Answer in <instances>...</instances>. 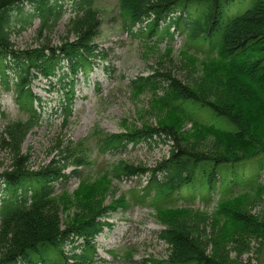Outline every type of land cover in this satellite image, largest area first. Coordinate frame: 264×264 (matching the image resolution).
Here are the masks:
<instances>
[{
	"label": "trees",
	"instance_id": "obj_1",
	"mask_svg": "<svg viewBox=\"0 0 264 264\" xmlns=\"http://www.w3.org/2000/svg\"><path fill=\"white\" fill-rule=\"evenodd\" d=\"M26 1L0 0V74L5 77L6 90L11 88L8 76L13 75L16 103L28 115L25 122L9 123L4 130L16 158L11 169L0 173L4 187L0 264H93L96 238L108 226L105 220L115 208L99 206L88 212L89 217L62 223L55 190L68 178L79 176L78 167L86 163L85 158L75 157L74 148H68L59 160L33 170L17 155V148L43 119V100L34 93L33 83L42 79L63 93L59 112L67 123L76 81L87 75L96 61L106 58L95 44L100 26L97 0H73L79 7L76 40L19 50L11 40L14 23L25 25L39 19L42 36L56 25L63 9L41 0ZM243 1L120 0L129 32L160 42L172 39L174 29L186 38V51L193 50L195 58L205 62V70L211 72L207 82L216 89L208 94L158 72L132 82L137 93L155 92L160 87V99L178 118L177 123L191 124L197 135L213 140L203 149L184 143L185 135L173 124L97 134L105 152L156 139L172 142L169 155L154 168L122 162L114 169L119 179L146 177L137 201H149L165 222L159 238L168 244L169 256L150 260V264H253L251 258L242 259L244 253H253L254 259L262 257L264 264V210L253 212L264 200V181L258 180L264 171V0H253L251 8L240 12ZM33 2L37 4L34 13L24 15L25 3ZM204 112L218 120L200 122L196 115ZM6 120L0 107V122ZM69 165L74 169L67 174ZM216 192L219 199L210 225L184 223L196 209L197 196L210 204L209 197ZM67 246L70 252L65 251Z\"/></svg>",
	"mask_w": 264,
	"mask_h": 264
},
{
	"label": "rangeland",
	"instance_id": "obj_2",
	"mask_svg": "<svg viewBox=\"0 0 264 264\" xmlns=\"http://www.w3.org/2000/svg\"><path fill=\"white\" fill-rule=\"evenodd\" d=\"M33 3H25L24 15L34 13L37 4ZM41 3L62 6L60 19L42 36L39 35V19L25 25L21 21L14 23L11 40L19 50L33 49L43 43L58 46L65 41L76 40L78 5L73 0H41ZM243 3L245 5L240 4V12L251 8L253 0H244ZM95 10L100 23L95 44L103 50L106 58L96 61L87 75L79 76L74 90L72 116L67 123L59 112L63 93L57 88L53 90L45 80L33 83L34 93L43 100L40 109L43 119L19 144L17 155L23 158V162L27 161V166L37 170L53 160H59L66 149L74 148L71 151L75 157L85 158L86 163L78 167L79 176H72L55 188L59 196L56 201L60 205L61 222L89 217L88 212L99 206L115 208L109 211L105 220L108 226L96 238L93 264H150V260L162 261L169 256L168 244L159 238L165 222L149 201H137V194L146 185V177L119 179L114 175V169L122 162L129 166L154 168L169 155L172 142L156 139L150 144L129 145L123 150L105 152L100 148L97 134L123 133L145 125L173 124L185 135L184 143L203 149L212 145L213 140L197 135L191 124L182 120L177 123L178 118L164 107L160 99L163 96L160 87H156L155 92L137 93L132 82L158 72L162 76L171 75L183 84L198 87L208 94L216 89L207 82L211 72L205 70V62L196 59L193 50V54L186 51V38L176 34L174 29H171L174 34L172 39L164 38L159 42L153 37L146 41V35L136 37L125 28L120 0H97ZM22 17L16 16L18 19ZM7 81L11 87L9 90L5 89V77L0 74V107L7 116L6 121L0 122V173L11 169L16 158L13 144L4 134L5 126L28 119L27 113L16 103L13 75L10 74ZM196 119L205 124L218 120L205 112L197 114ZM73 169L74 166L69 165L67 174ZM258 180L264 181V171ZM3 188L0 184V201ZM209 199L211 203L207 204L197 196L196 209L191 210L184 223L203 222L210 225L219 199L218 192L212 193ZM178 203L182 205V202ZM263 210L264 200L253 208L254 213ZM65 251L70 252V246ZM231 256L236 257L234 250ZM249 258L253 259V264H262V257L254 259L253 253L242 255L244 261Z\"/></svg>",
	"mask_w": 264,
	"mask_h": 264
},
{
	"label": "bare ground",
	"instance_id": "obj_3",
	"mask_svg": "<svg viewBox=\"0 0 264 264\" xmlns=\"http://www.w3.org/2000/svg\"><path fill=\"white\" fill-rule=\"evenodd\" d=\"M107 219V218H106ZM105 229V228H104ZM103 233V232H102Z\"/></svg>",
	"mask_w": 264,
	"mask_h": 264
}]
</instances>
